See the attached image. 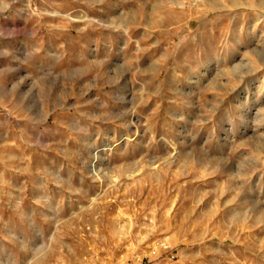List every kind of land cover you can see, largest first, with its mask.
Segmentation results:
<instances>
[{
    "label": "rangeland",
    "instance_id": "1",
    "mask_svg": "<svg viewBox=\"0 0 264 264\" xmlns=\"http://www.w3.org/2000/svg\"><path fill=\"white\" fill-rule=\"evenodd\" d=\"M0 264H264V0H0Z\"/></svg>",
    "mask_w": 264,
    "mask_h": 264
}]
</instances>
